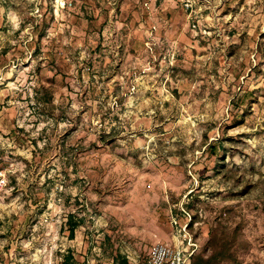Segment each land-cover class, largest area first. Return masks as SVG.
<instances>
[{"label":"rangeland","instance_id":"obj_1","mask_svg":"<svg viewBox=\"0 0 264 264\" xmlns=\"http://www.w3.org/2000/svg\"><path fill=\"white\" fill-rule=\"evenodd\" d=\"M0 167L1 264H264V0H0Z\"/></svg>","mask_w":264,"mask_h":264},{"label":"built area","instance_id":"obj_2","mask_svg":"<svg viewBox=\"0 0 264 264\" xmlns=\"http://www.w3.org/2000/svg\"><path fill=\"white\" fill-rule=\"evenodd\" d=\"M9 189V172L0 167V200ZM171 225L174 227L171 240L155 243L144 264H194L198 249L196 239L187 230V225H177L175 219L171 220Z\"/></svg>","mask_w":264,"mask_h":264},{"label":"trees","instance_id":"obj_3","mask_svg":"<svg viewBox=\"0 0 264 264\" xmlns=\"http://www.w3.org/2000/svg\"><path fill=\"white\" fill-rule=\"evenodd\" d=\"M70 223H71V221H70ZM70 227H71L70 232L73 234V232H74V226H70ZM201 262H202L201 259H200V263L197 262L196 258L194 259V264H203Z\"/></svg>","mask_w":264,"mask_h":264}]
</instances>
